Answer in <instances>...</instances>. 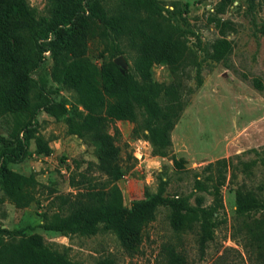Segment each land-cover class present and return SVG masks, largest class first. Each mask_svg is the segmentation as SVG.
Returning <instances> with one entry per match:
<instances>
[{
	"label": "trees",
	"instance_id": "16d2710c",
	"mask_svg": "<svg viewBox=\"0 0 264 264\" xmlns=\"http://www.w3.org/2000/svg\"><path fill=\"white\" fill-rule=\"evenodd\" d=\"M111 1L112 6L107 7L99 0H46L44 12L39 13L29 0H0V118L12 119L11 140L0 149V204L7 200L17 208H25L37 200L41 187L48 188L50 200L41 213L45 229L65 236L110 231L130 256L138 252L144 227L163 205L170 209L175 230L197 226V242L203 252L213 238L212 225L199 218L196 207L165 196L164 180H160L156 192L146 190L143 198L129 207L123 204L117 183L124 175L116 144L119 131L115 126L110 130L118 120L137 124L141 116L142 133L152 153L168 155L170 133L183 110L179 74L190 59L189 32L163 13L156 0ZM214 20L224 33L229 22ZM95 24L101 35L116 41L115 53L107 48L108 55L101 56L100 64L87 55ZM225 48L226 40H218L212 57L221 60ZM120 54L131 60L130 70H123L114 61V56ZM46 58L50 69L39 74ZM156 64L169 68L173 75L170 82L153 79L152 67ZM197 82L201 83L199 75ZM53 84L55 92L72 90L76 104L68 108L64 102L52 99L49 89ZM41 110L62 119L68 134L94 147L96 162L88 161L81 170L77 163L69 175V185L75 192L61 193L56 187L41 184L33 173L26 175L8 167L10 162H20L28 155L30 132L37 133V152L50 154L49 141L38 130L37 114ZM0 141L6 139L0 136ZM228 163L221 158L206 166H216L218 171L213 185L215 201L220 199L223 168ZM243 165L250 170L248 163ZM91 171L105 179L96 181ZM263 194L264 181L255 188L242 186L235 191L237 212L244 216V245L254 254V264H264ZM164 255L162 264H186L184 256L173 247L166 246ZM0 264L81 263L47 245L39 233L0 226ZM95 264L113 261L104 258Z\"/></svg>",
	"mask_w": 264,
	"mask_h": 264
},
{
	"label": "rangeland",
	"instance_id": "374dc122",
	"mask_svg": "<svg viewBox=\"0 0 264 264\" xmlns=\"http://www.w3.org/2000/svg\"><path fill=\"white\" fill-rule=\"evenodd\" d=\"M107 7L111 0H99ZM163 13L188 30L189 56L179 76L183 81V110L171 133L172 145L167 156L154 155L149 141L143 136L141 116L137 124L118 120L114 126L119 133L116 144L120 149V163L124 175L117 181L123 204L129 207L144 192H156L164 180L168 198L186 201L198 209L199 218L212 226L213 238L203 252L197 242V226L175 230L170 221V209L160 205L155 219L143 230L142 242L134 255L126 254L116 236L100 229L96 234L63 235L45 229L41 213L50 200L48 188L41 187L37 200L28 207L17 208L5 200L0 204V226L23 229L25 233H39L47 245L65 251L70 259L81 264H95L111 259L113 264H162L164 248L170 246L184 256L186 264H254V254L244 245L242 219L236 208L238 187L255 188L264 181V0H156ZM43 13L46 0H29ZM176 4V5H174ZM187 4V7H185ZM187 8V10H186ZM220 8L224 10L218 12ZM185 18V20H183ZM214 18L229 22L221 33ZM94 25L89 37L87 55L96 64L101 56L116 50L113 37L105 38ZM226 40L221 60L213 51L217 41ZM48 53H46L47 56ZM123 70L131 69V60L124 54L114 56ZM48 58L41 72L50 69ZM197 75L201 83L197 82ZM153 79L170 82L173 75L166 65H153ZM49 93L52 99L64 102L68 108L76 104L72 90ZM38 130L49 141L48 155L36 150L37 133L30 132L28 155L8 167L22 174H35L41 183L56 187L59 192H75L69 185V175L75 165L83 169L88 161L96 162L94 147L74 134H68L65 122L45 111L37 114ZM12 119L0 118V149L10 141ZM13 145V142L9 143ZM226 158L225 179L220 185V199L215 201L213 185L218 174L209 163ZM244 162L250 170L244 169ZM100 182L105 176L91 171ZM0 195H2L0 191ZM264 200V194L262 195ZM198 223V222H197Z\"/></svg>",
	"mask_w": 264,
	"mask_h": 264
},
{
	"label": "water",
	"instance_id": "95a60500",
	"mask_svg": "<svg viewBox=\"0 0 264 264\" xmlns=\"http://www.w3.org/2000/svg\"><path fill=\"white\" fill-rule=\"evenodd\" d=\"M117 64H119L117 61H116ZM120 65V64H119Z\"/></svg>",
	"mask_w": 264,
	"mask_h": 264
}]
</instances>
